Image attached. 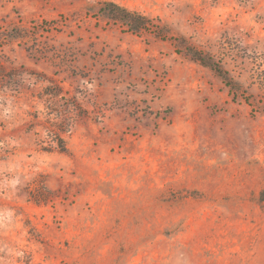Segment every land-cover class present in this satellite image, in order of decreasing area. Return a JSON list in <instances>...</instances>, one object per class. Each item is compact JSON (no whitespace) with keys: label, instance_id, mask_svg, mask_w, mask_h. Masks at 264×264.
<instances>
[{"label":"rangeland","instance_id":"374dc122","mask_svg":"<svg viewBox=\"0 0 264 264\" xmlns=\"http://www.w3.org/2000/svg\"><path fill=\"white\" fill-rule=\"evenodd\" d=\"M0 264H264V0H0Z\"/></svg>","mask_w":264,"mask_h":264},{"label":"trees","instance_id":"16d2710c","mask_svg":"<svg viewBox=\"0 0 264 264\" xmlns=\"http://www.w3.org/2000/svg\"><path fill=\"white\" fill-rule=\"evenodd\" d=\"M98 11L108 20L121 24V26L127 29V31H131L132 33L140 34L154 26L153 20L149 16L129 9L128 7L120 5L115 1H104ZM189 51V54L194 60L200 62L206 67L211 68L226 81L227 85H229L231 89H237L235 84L232 82V78H230L229 72L225 70V68L220 63L216 62L213 56L193 48H191ZM63 131L64 130H60V133ZM67 149L68 148L64 139L61 138L59 151L65 152Z\"/></svg>","mask_w":264,"mask_h":264}]
</instances>
